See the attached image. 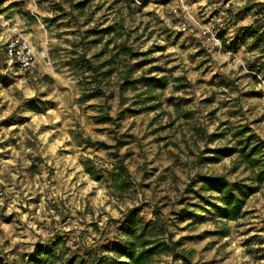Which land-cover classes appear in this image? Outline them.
Returning <instances> with one entry per match:
<instances>
[{
  "label": "rangeland",
  "instance_id": "obj_1",
  "mask_svg": "<svg viewBox=\"0 0 264 264\" xmlns=\"http://www.w3.org/2000/svg\"><path fill=\"white\" fill-rule=\"evenodd\" d=\"M16 35L51 64L22 72L6 54ZM128 70L143 79L120 95ZM247 144L262 145L258 166L206 161ZM262 165L264 0H0V264H34L38 242L112 256L136 216L192 264H264V184L226 222L199 182L253 185Z\"/></svg>",
  "mask_w": 264,
  "mask_h": 264
},
{
  "label": "trees",
  "instance_id": "obj_2",
  "mask_svg": "<svg viewBox=\"0 0 264 264\" xmlns=\"http://www.w3.org/2000/svg\"><path fill=\"white\" fill-rule=\"evenodd\" d=\"M121 54L134 59L142 55L134 52L132 48L126 45L121 46ZM84 65L93 72H97L99 69V67L85 61ZM132 76L131 70H128L124 75L122 85L120 86V95H123L128 88L135 89L137 84L141 83L143 79H132ZM146 85L151 90H154L157 88L164 89L168 83L165 79L147 80ZM100 121L102 123L110 121L116 122V119L105 116ZM245 133L241 131L238 135H244ZM248 140L250 141V138ZM89 141V143H93L91 140ZM250 145L247 144L240 151L231 147L209 150L212 156L207 158L206 161L208 163H217L222 159L230 158L240 153L243 163L252 165L253 167L258 166V161L255 157L260 153L262 145ZM102 147L107 149V146L102 145ZM117 168L120 170L124 169L122 164H119ZM88 173L95 175L96 171L89 169ZM199 182L203 185L201 189L210 193H216L220 196V203L218 205H211L218 215V218L226 222L237 221L242 216L247 201L258 193L264 184V165L258 171L254 172L253 185L245 184L242 181L231 182L223 175L200 176ZM127 184V181L123 180L119 188L122 189ZM191 215L197 217L196 213H192ZM119 230L122 232L125 240L119 244L112 243L110 246H104L112 256L96 254L95 250H90L88 253L82 255L83 248L66 256L65 253L58 250L59 243L38 242L35 244L36 254L33 256L32 262L34 264H152L155 257L170 255L174 262L182 261L184 264H192L191 256L193 253L191 251L179 250L171 238L162 240L154 237L155 227L153 222L145 224L141 217L136 216L133 220H129L125 225L120 226ZM85 256L88 257V260H85Z\"/></svg>",
  "mask_w": 264,
  "mask_h": 264
},
{
  "label": "built area",
  "instance_id": "obj_3",
  "mask_svg": "<svg viewBox=\"0 0 264 264\" xmlns=\"http://www.w3.org/2000/svg\"><path fill=\"white\" fill-rule=\"evenodd\" d=\"M6 54L22 72H30L37 64H51L45 52L39 53L30 40L16 35L6 41Z\"/></svg>",
  "mask_w": 264,
  "mask_h": 264
}]
</instances>
